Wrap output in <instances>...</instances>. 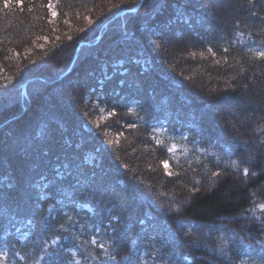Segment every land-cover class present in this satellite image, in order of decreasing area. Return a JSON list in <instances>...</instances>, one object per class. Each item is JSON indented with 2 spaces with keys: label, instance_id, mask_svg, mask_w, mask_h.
I'll use <instances>...</instances> for the list:
<instances>
[{
  "label": "trees",
  "instance_id": "trees-1",
  "mask_svg": "<svg viewBox=\"0 0 264 264\" xmlns=\"http://www.w3.org/2000/svg\"><path fill=\"white\" fill-rule=\"evenodd\" d=\"M139 1L0 0L4 264H264V0Z\"/></svg>",
  "mask_w": 264,
  "mask_h": 264
},
{
  "label": "rangeland",
  "instance_id": "rangeland-1",
  "mask_svg": "<svg viewBox=\"0 0 264 264\" xmlns=\"http://www.w3.org/2000/svg\"><path fill=\"white\" fill-rule=\"evenodd\" d=\"M52 13L55 14L56 10H55V6H54V2L50 4ZM135 10H130V11H136ZM179 11V10H178ZM46 40V38H41L39 39V41L37 42V44L42 45L44 43V41ZM130 44H122L120 43L119 45H114L112 47V45L114 44L113 41H111L110 43H106L107 44V49L109 48L110 54H111V58L114 59L118 64H121L127 57H132L134 58V60H141L143 61L145 59V55H146V51H145V47L144 44H142L141 42L136 41L135 39H130L129 40ZM107 52V51H106ZM16 55V54H15ZM77 55V52H76ZM105 56V55H104ZM75 62V56L73 58V62ZM72 65V64H71ZM105 65V63L102 64V67ZM105 68V67H104ZM63 74V73H62ZM74 78L77 76L76 74H74ZM74 80V79H73ZM220 105V107H226L225 104H218ZM24 108H28L29 106V101L26 103V105H24ZM230 108H232L231 106H228ZM25 111V109H21V111L19 112V115H21V113H23ZM232 111V109H231ZM235 112V111H233ZM30 115V112H29ZM110 116L106 111H104L102 108L99 109L97 112L89 115V117L86 120L85 123V128L86 129H90V130H94L96 131V129H100L101 131V137L104 141V144L110 145L112 143H116L118 136L114 133V132H110L107 129H111L110 127L106 126V121H107V117ZM163 129V125L161 124H153L152 125V129ZM114 129V128H112ZM168 165V164H167ZM168 170H169V165L167 166ZM9 179L10 184H12L14 181L11 178H7ZM5 255H4V251L0 250V264H3Z\"/></svg>",
  "mask_w": 264,
  "mask_h": 264
},
{
  "label": "snow or ice",
  "instance_id": "snow-or-ice-1",
  "mask_svg": "<svg viewBox=\"0 0 264 264\" xmlns=\"http://www.w3.org/2000/svg\"><path fill=\"white\" fill-rule=\"evenodd\" d=\"M261 56H264V53H261ZM167 166H168L167 162H165V167L167 168ZM244 171H245V175H247L248 174L247 169H245ZM261 207L264 208V205H262ZM101 247H102V245H101Z\"/></svg>",
  "mask_w": 264,
  "mask_h": 264
},
{
  "label": "water",
  "instance_id": "water-1",
  "mask_svg": "<svg viewBox=\"0 0 264 264\" xmlns=\"http://www.w3.org/2000/svg\"><path fill=\"white\" fill-rule=\"evenodd\" d=\"M137 8H138V6H137V7H135V8H134V10H135V9H137ZM118 14H120V13H118ZM70 69H71V67H70ZM70 69H69V70H68L66 73H68V72L70 71ZM66 73H65V74H66ZM26 84H27V82H26V83H24V85H23V90L25 89V87H26Z\"/></svg>",
  "mask_w": 264,
  "mask_h": 264
},
{
  "label": "bare ground",
  "instance_id": "bare-ground-1",
  "mask_svg": "<svg viewBox=\"0 0 264 264\" xmlns=\"http://www.w3.org/2000/svg\"><path fill=\"white\" fill-rule=\"evenodd\" d=\"M77 56H78V54H77V55L75 54V60L78 59ZM72 65H73V63H72ZM217 109L219 110V107H218ZM217 112H218V111H217ZM217 112H216V114H217ZM212 120H213V119H212Z\"/></svg>",
  "mask_w": 264,
  "mask_h": 264
}]
</instances>
